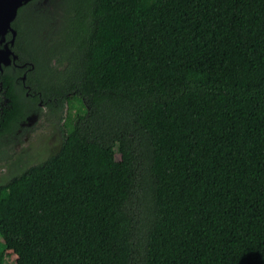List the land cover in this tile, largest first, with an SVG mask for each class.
Listing matches in <instances>:
<instances>
[{
  "label": "trees",
  "instance_id": "16d2710c",
  "mask_svg": "<svg viewBox=\"0 0 264 264\" xmlns=\"http://www.w3.org/2000/svg\"><path fill=\"white\" fill-rule=\"evenodd\" d=\"M36 1L0 137L33 108L21 77L66 116L0 183V264H264V0Z\"/></svg>",
  "mask_w": 264,
  "mask_h": 264
},
{
  "label": "rangeland",
  "instance_id": "374dc122",
  "mask_svg": "<svg viewBox=\"0 0 264 264\" xmlns=\"http://www.w3.org/2000/svg\"><path fill=\"white\" fill-rule=\"evenodd\" d=\"M60 0H37L36 4L46 8V5L59 4ZM75 109L79 107V103L73 100ZM66 107L62 108L60 119L58 114L39 113L38 117L30 118L25 124L27 129L25 134H19L17 138L14 136L0 137V183L6 181L10 176L18 173L24 167L42 160L47 152L45 150L47 141H56L63 131V118L66 116ZM55 150V147H53ZM52 150V151H54ZM13 254L7 252L6 263L12 264Z\"/></svg>",
  "mask_w": 264,
  "mask_h": 264
},
{
  "label": "water",
  "instance_id": "95a60500",
  "mask_svg": "<svg viewBox=\"0 0 264 264\" xmlns=\"http://www.w3.org/2000/svg\"><path fill=\"white\" fill-rule=\"evenodd\" d=\"M29 0H0V71L2 66H7L13 62L16 55L11 50L13 44L15 30L11 26L17 9ZM9 33L10 38L5 41L4 36Z\"/></svg>",
  "mask_w": 264,
  "mask_h": 264
},
{
  "label": "flooded vegetation",
  "instance_id": "af4514ba",
  "mask_svg": "<svg viewBox=\"0 0 264 264\" xmlns=\"http://www.w3.org/2000/svg\"><path fill=\"white\" fill-rule=\"evenodd\" d=\"M16 17V16H15ZM15 19V18H14ZM13 28V27H12ZM14 29V28H13ZM15 30V29H14ZM6 34H9V33H6ZM5 34V35H6ZM15 35H16V30H15ZM10 36V35H9ZM15 37V36H14ZM4 40L6 41V39H5V36H4ZM1 45H2V43H0ZM0 45V46H1ZM23 65H18V67H22ZM27 68V67H26ZM23 75H24V73H23ZM21 79V83H22V85H23V87H25V89H26V91L24 92V94H25V96H32L31 98H34V99H30L31 100V104H32V106H33V108L31 109V111H29L30 113L28 114V115H26L25 116V119H24V121H22V122H20V125H19V127L16 129V131L14 132V134H13V136L15 137V138H17V136L19 135V134H25L27 131V129H29L28 128V126L26 127L25 126V124L26 123H28L27 121L32 117V118H34V117H36V119H37V117H38V114L39 113H50V114H52V112H51V108H48L47 107V105H46V100H44L43 98H42V96H41V92L38 90V91H34V90H32L28 85H26V84H24L23 82H24V77H21L20 78ZM35 100V101H34ZM12 136V137H13ZM60 141H61V136L59 137V139L56 141V139L55 140H53V141H47V144H46V148H45V150H46V152H47V155L46 156H48V155H50V154H52L53 152H55L57 149H58V147H59V144H60ZM53 147H55V150L53 149ZM52 150H54V151H52ZM45 156V157H46ZM44 157V158H45Z\"/></svg>",
  "mask_w": 264,
  "mask_h": 264
}]
</instances>
